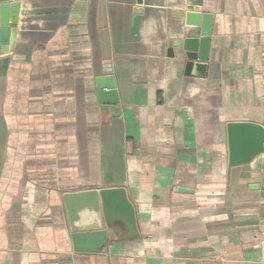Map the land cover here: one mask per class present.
Returning a JSON list of instances; mask_svg holds the SVG:
<instances>
[{"label": "crops", "instance_id": "crops-1", "mask_svg": "<svg viewBox=\"0 0 264 264\" xmlns=\"http://www.w3.org/2000/svg\"><path fill=\"white\" fill-rule=\"evenodd\" d=\"M195 7L204 77L168 56L199 38ZM105 70L117 113L96 101ZM241 122L264 127V0H21L0 45V264H264V154L228 168ZM110 188L139 238L117 225L74 252L61 196Z\"/></svg>", "mask_w": 264, "mask_h": 264}, {"label": "water", "instance_id": "water-1", "mask_svg": "<svg viewBox=\"0 0 264 264\" xmlns=\"http://www.w3.org/2000/svg\"><path fill=\"white\" fill-rule=\"evenodd\" d=\"M13 0L0 6V45L9 48L18 17L19 2ZM140 4L141 0H137ZM210 17L200 13L198 7L185 14L186 26H201L198 39L168 43V56L184 62L186 75L204 77L206 50L210 39L207 22ZM176 51V52H175ZM105 70L93 80L96 101L101 110L117 113L119 102L112 76ZM228 168L249 164L264 154V127L241 122L226 125ZM61 201L66 216L69 237L76 253H99L113 239L117 225L128 232V239L139 238L135 208L124 188L90 189L65 193Z\"/></svg>", "mask_w": 264, "mask_h": 264}]
</instances>
